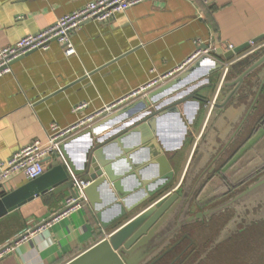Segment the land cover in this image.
<instances>
[{"label":"crops","instance_id":"crops-1","mask_svg":"<svg viewBox=\"0 0 264 264\" xmlns=\"http://www.w3.org/2000/svg\"><path fill=\"white\" fill-rule=\"evenodd\" d=\"M89 1L0 0V49L52 25ZM263 34L264 0L142 1L116 13L109 21H85L70 33L74 53L65 55L63 46L51 41L48 49L34 50L13 60L11 71L0 77V160L33 140L45 143L50 123L70 125L155 76L175 69L194 50L209 46L210 54L184 82L196 81L202 74L200 70L205 69L203 78L197 81V86L195 82L188 91L168 100L167 104L177 103L179 111L163 115L165 120L159 123L158 136L163 149L171 154L182 146L188 130L196 129V123L203 125L202 102H196L193 97L177 101L190 95L211 96L212 86L206 84L217 80L211 68L222 57L218 52L222 49L220 44L237 47ZM260 40L263 49L264 38ZM257 68L256 73L264 64ZM240 73L234 71L228 83L236 81ZM254 88L249 91V97L256 95ZM228 90L219 96L218 103L225 102L223 96ZM83 101L88 106L79 113L73 112V106ZM244 108L242 105L241 111ZM175 115L182 123L179 136H175L172 125ZM87 139V136H75L62 145L74 165L80 163ZM61 154L57 159L63 163ZM27 181L20 174L4 181L0 196ZM67 195L66 191L57 195L48 192L1 217L0 245L46 219ZM113 229L115 226L102 227L94 209L86 202L81 210L16 246L0 259V264H64ZM168 244L169 241L153 258Z\"/></svg>","mask_w":264,"mask_h":264},{"label":"water","instance_id":"water-1","mask_svg":"<svg viewBox=\"0 0 264 264\" xmlns=\"http://www.w3.org/2000/svg\"><path fill=\"white\" fill-rule=\"evenodd\" d=\"M262 38L264 34L252 42ZM250 47V43H244L232 50L218 51L222 55L220 62H214L211 68V72L217 74V80L206 84H217V93L211 100L190 95L177 101H187L193 97L196 102H202L203 111L209 112L203 127L210 125L209 117L217 110L225 111L223 107L226 102L218 103L221 83L234 71H241L237 81L241 83L246 79L249 91L256 86V96L264 91V68L256 73L257 67L264 64V48L260 46L249 50ZM246 49L250 52L242 55ZM204 58L201 57L173 80L149 91L145 98L132 101L76 135L90 139L86 141L87 147L79 164H73L61 145L43 160L45 170L42 175L0 196V218L48 192L57 195L66 191L74 196V180H80L85 184V199L94 209L101 226H115V229L64 264H148L181 224L179 219L176 225L173 224L177 207L173 199L178 193L160 196L142 207L145 201L168 184L174 174L158 132L160 117L167 113H178L179 108L177 103L167 104L169 99L159 104L156 102L192 75ZM151 103L156 104L153 110L149 108ZM202 143L197 154L194 143L187 166L195 167L196 160L207 150ZM60 154L63 163L57 159ZM142 154H145L143 158ZM144 168H150L152 175L144 176ZM130 179L135 184L127 187ZM236 199L250 205L249 208L260 205L259 211L250 218L264 219V174ZM213 211H207L205 215Z\"/></svg>","mask_w":264,"mask_h":264},{"label":"flooded vegetation","instance_id":"flooded-vegetation-1","mask_svg":"<svg viewBox=\"0 0 264 264\" xmlns=\"http://www.w3.org/2000/svg\"><path fill=\"white\" fill-rule=\"evenodd\" d=\"M229 81L230 77H226L220 89L221 97L229 88L228 94L223 96L225 111L209 117L211 123L207 128L196 123V129L188 130L184 135L182 146L171 154L166 153L174 174L163 189L142 204L144 207L160 196L178 193L173 199L177 202L173 224L176 225L178 219L181 224L169 238L168 246L148 264H199L201 260L202 264H232L230 260L237 257L233 251L240 250L242 253L249 228L264 221L250 218L259 211L260 205L249 208L247 203L235 200L264 174V109L261 108L264 92L249 97L246 79L241 83L236 80L234 84ZM211 86V96L216 95L217 84ZM211 96L210 100L214 97ZM242 105L245 106L244 111L240 109ZM208 113L203 111V116L207 117ZM198 129V137L194 138ZM207 137L211 138L212 144L196 160L195 167L187 166L194 143L197 154L200 143ZM191 146L186 166L179 179L174 181L176 171L182 167L185 153ZM142 155L143 158L145 154ZM143 175H152L151 169L144 168ZM134 184L130 179L127 187ZM195 216V219H189ZM228 251L232 252L227 254Z\"/></svg>","mask_w":264,"mask_h":264},{"label":"built area","instance_id":"built-area-1","mask_svg":"<svg viewBox=\"0 0 264 264\" xmlns=\"http://www.w3.org/2000/svg\"><path fill=\"white\" fill-rule=\"evenodd\" d=\"M142 1L153 0H91L83 7L63 15L52 25L21 37L13 45L0 49V77L11 71L10 63L13 60L34 50L48 49L51 41H56L61 44L65 55L74 53L70 33L81 23L89 20L99 21L101 23L109 21L116 13L124 11ZM201 1L207 3L210 0ZM249 43L251 49L261 46H259L257 42L250 41ZM220 47L228 51L232 50L234 45L231 43H221ZM211 51L212 49L209 46L204 49L198 48L194 50V52L175 69L163 75L155 76L137 89H134L111 103L103 105L99 110L79 117L70 125L59 126L56 122L50 123L45 143L33 140L12 153L8 158L0 160V187L4 181L19 174L28 181L39 177L45 170V163L43 160L52 155L54 151L58 150L60 146L65 144L69 139L75 137L100 119L117 111L132 101L144 98L149 91L176 78L180 73L198 62L201 57L209 55ZM218 62L220 61L218 60ZM87 106L88 103L83 101L74 105L72 111L79 113ZM74 185L75 195H67L61 206L52 212L46 219L28 226L15 237L1 244L0 259L11 253L16 246L20 245L34 234L45 231L49 226L81 210L84 203L87 202L83 193L85 184L75 179Z\"/></svg>","mask_w":264,"mask_h":264},{"label":"rangeland","instance_id":"rangeland-1","mask_svg":"<svg viewBox=\"0 0 264 264\" xmlns=\"http://www.w3.org/2000/svg\"><path fill=\"white\" fill-rule=\"evenodd\" d=\"M258 43H259V46H260L263 42H257V44ZM250 49H251V47L249 48V50ZM249 50L246 49L245 51H243L242 55H246L248 52H250ZM218 60H217V62H218ZM200 72L202 74H201V76L199 78H196V81L195 80L194 81L191 80L190 82H186V83L185 82L182 83L183 81L180 82V83H182V84L179 83L180 86H181L180 88H178V86H179V84H178L176 88H174V89L168 91L166 94L162 95L163 100H158V102H156V104H159L162 101H166L167 99H171L173 97H176L177 94L182 93L183 91H188L190 88H192L195 85V82H197L198 80H201L203 78L204 73L206 72V70L203 69V70H200ZM198 84H199V82H197L196 86ZM145 97H146V95L144 96V98ZM149 102H151V101H149ZM156 104L155 103H151L149 108L151 110H153L155 108ZM175 116L172 118V125H173V129H174V132H175V136H179L181 134V132H182V123L179 120V118L177 117V115H175ZM162 118H163V116L160 117L159 123H160L161 120H162L161 123L165 120V118H163V119ZM199 132L200 131L198 129L197 133L196 132L194 133V138L198 137ZM211 144H212V141H211L210 137H207L206 140L202 143V145L205 148L207 147V149L209 148V146ZM188 149H189V151H188ZM188 149H187V151L185 153L186 156L184 157V163H183L182 167L180 166L179 169L176 171V179L174 181L179 179L184 167L186 166L185 161L187 163V160L189 158V154H190V151L192 149V146L190 148H188ZM260 240L261 239H258V241H260ZM257 252H262V254H259ZM240 253H241L240 250L234 251V255L237 254V257L239 259L238 260H233L232 264H264V246L262 248V245L261 244H257L256 240L254 238H252V237L248 236V247H247V250L244 251V252L242 251L241 254ZM238 255H240V257ZM252 256H256V258H252ZM247 258H248V260H246ZM202 263H203V260H201V262L199 264H202Z\"/></svg>","mask_w":264,"mask_h":264},{"label":"trees","instance_id":"trees-1","mask_svg":"<svg viewBox=\"0 0 264 264\" xmlns=\"http://www.w3.org/2000/svg\"><path fill=\"white\" fill-rule=\"evenodd\" d=\"M248 234H249V237H252V238H254L256 240L257 244H261L262 248H263V246H264V221L254 223L253 226L251 228H249V233ZM258 239H261V240L258 241ZM242 246H243V250L242 251L243 252L246 251L247 247H248V240H247V243H243ZM231 252L232 251H228L227 254H230ZM257 253L262 254V252H257ZM252 258H256V256H252ZM238 259L239 258L236 257V258H232L230 261L238 260ZM246 260H248V258Z\"/></svg>","mask_w":264,"mask_h":264},{"label":"bare ground","instance_id":"bare-ground-1","mask_svg":"<svg viewBox=\"0 0 264 264\" xmlns=\"http://www.w3.org/2000/svg\"><path fill=\"white\" fill-rule=\"evenodd\" d=\"M186 80H187V79H186ZM186 80H184V81H186ZM184 81H183V82H184ZM183 82H182V83H183ZM182 83H180V84H182ZM180 84H179V85H180Z\"/></svg>","mask_w":264,"mask_h":264}]
</instances>
